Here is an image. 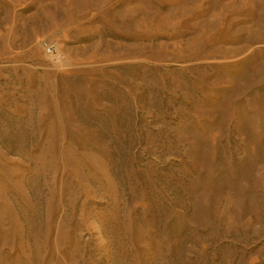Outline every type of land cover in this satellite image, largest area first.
<instances>
[{
    "label": "rangeland",
    "instance_id": "rangeland-1",
    "mask_svg": "<svg viewBox=\"0 0 264 264\" xmlns=\"http://www.w3.org/2000/svg\"><path fill=\"white\" fill-rule=\"evenodd\" d=\"M0 264H264V0H0Z\"/></svg>",
    "mask_w": 264,
    "mask_h": 264
},
{
    "label": "built area",
    "instance_id": "built-area-1",
    "mask_svg": "<svg viewBox=\"0 0 264 264\" xmlns=\"http://www.w3.org/2000/svg\"><path fill=\"white\" fill-rule=\"evenodd\" d=\"M39 46L47 57L49 63L58 67L65 66L67 58L59 49L57 41L46 38L40 41Z\"/></svg>",
    "mask_w": 264,
    "mask_h": 264
}]
</instances>
